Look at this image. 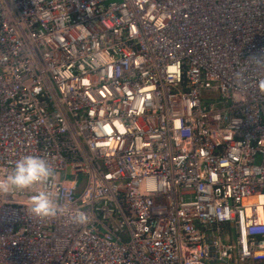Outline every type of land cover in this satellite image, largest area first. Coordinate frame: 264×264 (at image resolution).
<instances>
[{
	"label": "built area",
	"instance_id": "1",
	"mask_svg": "<svg viewBox=\"0 0 264 264\" xmlns=\"http://www.w3.org/2000/svg\"><path fill=\"white\" fill-rule=\"evenodd\" d=\"M253 56L264 0H0V178L58 174L0 196V264H264ZM41 190L89 222L35 217Z\"/></svg>",
	"mask_w": 264,
	"mask_h": 264
},
{
	"label": "clouds",
	"instance_id": "2",
	"mask_svg": "<svg viewBox=\"0 0 264 264\" xmlns=\"http://www.w3.org/2000/svg\"><path fill=\"white\" fill-rule=\"evenodd\" d=\"M258 66L264 65V56L249 59ZM238 80L242 79L241 73H236ZM258 88L264 93V78L258 81ZM57 172L52 165L43 157L36 155H25L18 159L11 172L0 178V196H8L14 191L32 189L35 185H44L51 188L57 180ZM28 211L37 218H57L68 216L73 224L85 225L89 222L88 215L81 210H74L68 202H60L57 193L49 190H41L31 195Z\"/></svg>",
	"mask_w": 264,
	"mask_h": 264
},
{
	"label": "bare ground",
	"instance_id": "3",
	"mask_svg": "<svg viewBox=\"0 0 264 264\" xmlns=\"http://www.w3.org/2000/svg\"><path fill=\"white\" fill-rule=\"evenodd\" d=\"M156 188V191L157 192H159V193H163L164 192V189H163V187L162 186H160V185H156L155 186ZM171 195H176V193L175 192H173V191H171V193H170ZM177 198L180 200L181 199V197L180 196H177ZM178 255V253H176V256ZM179 258V260H181L180 259V257H178Z\"/></svg>",
	"mask_w": 264,
	"mask_h": 264
}]
</instances>
